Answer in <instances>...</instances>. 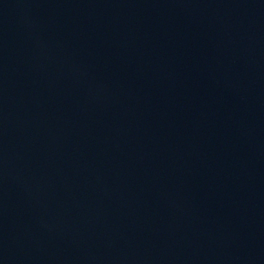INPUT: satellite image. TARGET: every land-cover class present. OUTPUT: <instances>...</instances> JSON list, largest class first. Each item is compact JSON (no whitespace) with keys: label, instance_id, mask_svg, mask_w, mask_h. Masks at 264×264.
<instances>
[{"label":"water","instance_id":"95a60500","mask_svg":"<svg viewBox=\"0 0 264 264\" xmlns=\"http://www.w3.org/2000/svg\"><path fill=\"white\" fill-rule=\"evenodd\" d=\"M0 264H264V0H0Z\"/></svg>","mask_w":264,"mask_h":264}]
</instances>
